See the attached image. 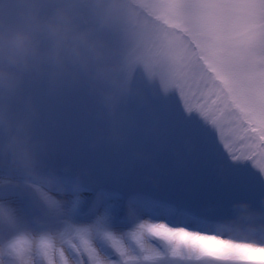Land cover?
<instances>
[{"label": "clouds", "instance_id": "9594fccd", "mask_svg": "<svg viewBox=\"0 0 264 264\" xmlns=\"http://www.w3.org/2000/svg\"><path fill=\"white\" fill-rule=\"evenodd\" d=\"M162 48L140 0H0V264H48V238L74 223L97 171L124 174L165 147ZM71 107L91 126L62 144ZM258 216L244 206L224 223L244 234Z\"/></svg>", "mask_w": 264, "mask_h": 264}, {"label": "snow or ice", "instance_id": "6c2138e0", "mask_svg": "<svg viewBox=\"0 0 264 264\" xmlns=\"http://www.w3.org/2000/svg\"><path fill=\"white\" fill-rule=\"evenodd\" d=\"M140 11L163 44L155 53L165 92L161 131L178 130L184 144L174 170L158 179L214 176V195L136 192L127 230L117 231L115 194L98 192L91 222L48 238V264L56 253L62 264L66 253L77 257L73 264H83L84 253L88 264H264V227L239 234L224 223L247 206L264 224V0H140ZM176 96L182 108L171 107Z\"/></svg>", "mask_w": 264, "mask_h": 264}, {"label": "rangeland", "instance_id": "374dc122", "mask_svg": "<svg viewBox=\"0 0 264 264\" xmlns=\"http://www.w3.org/2000/svg\"><path fill=\"white\" fill-rule=\"evenodd\" d=\"M171 107L182 108V101H180L178 96L173 98ZM61 112L63 114L61 117L62 124L60 128L55 131L58 140L62 144L82 142L83 137L91 126L90 122L82 121L75 107L63 108ZM161 136L165 141V148L167 151L164 154L157 155L150 164L138 165L132 173L124 176L107 175L98 170L95 175V183L90 186L94 187L93 190L98 192H104L103 189H105V192L110 194L114 189L111 187L116 186L127 192L130 191L129 188H132L133 194L139 191H150L161 196L173 195L189 199H210L214 195V189L211 186V181L215 180L214 176L210 178L207 175H201L199 173L187 174L179 175L175 178L165 177L162 182H160L158 179L159 174H170L174 170L177 160L184 154L183 139L178 130L173 132L170 126L165 124L162 128ZM192 147L195 149V145ZM82 152L86 159H94L86 150L82 149ZM248 168L250 171L256 172V169L252 168L250 162L248 163ZM133 194L129 193L127 198L123 194L117 197V200L120 202L119 206H117V217H125L127 200ZM82 196L83 201L81 206L73 217L74 223H89L94 218L90 210L93 206L96 194L93 195L92 192L88 193L84 191ZM3 198V194L0 193V199ZM10 199L21 208H24L26 204L24 200L15 199L13 197H10ZM144 218L147 219L148 217L145 216ZM115 227L117 231L127 230V226L118 221ZM57 247L60 246L57 245ZM65 257L69 259V264H73V261L77 259L75 255L69 257L67 253ZM78 258L83 261V264H88L86 253ZM53 259L54 264H62L58 253L54 255Z\"/></svg>", "mask_w": 264, "mask_h": 264}]
</instances>
